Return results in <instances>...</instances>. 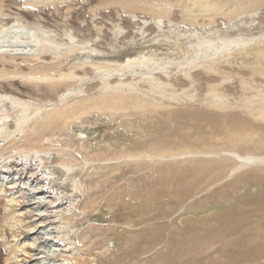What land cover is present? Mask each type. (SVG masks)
<instances>
[{"label": "rangeland", "instance_id": "374dc122", "mask_svg": "<svg viewBox=\"0 0 264 264\" xmlns=\"http://www.w3.org/2000/svg\"><path fill=\"white\" fill-rule=\"evenodd\" d=\"M7 27L0 264H264L235 160L264 158V0H0Z\"/></svg>", "mask_w": 264, "mask_h": 264}, {"label": "bare ground", "instance_id": "6f19581e", "mask_svg": "<svg viewBox=\"0 0 264 264\" xmlns=\"http://www.w3.org/2000/svg\"><path fill=\"white\" fill-rule=\"evenodd\" d=\"M15 29V28H14ZM8 30H9V27H7V28H4V29H2L1 31H0V39H4L5 37H6V35L8 34L7 32H8ZM51 51H48V53H50ZM55 56H56V54H55ZM54 56V57H55ZM56 60V59H55ZM59 60V59H58ZM35 63V62H34ZM57 63V62H56ZM15 64V63H14ZM64 64V63H63ZM49 65H51V64H49ZM61 65H62V63H57L56 64V66L53 64L52 66H54V67H52V68H45L47 65H45V67L44 68H39V69H42L41 71H43V70H45V71H52V73L54 74V71L55 70H58V69H60L61 68ZM21 66V65H20ZM44 66V64L42 65V67ZM65 66V65H64ZM83 66V65H82ZM75 67H80V65H78V66H75ZM21 69V68H20ZM37 69V68H36ZM62 69H63V67H62ZM29 70V69H28ZM33 70V69H32ZM35 70V69H34ZM74 70H76V71H78V68H74ZM35 72V71H34ZM51 75V74H50ZM49 75V76H50ZM48 76V75H47ZM56 80V79H55ZM58 81V80H57ZM53 83H54V81H53ZM52 83V84H53ZM60 83V82H59ZM56 84V83H55ZM54 84V85H55ZM62 85H63V83H62ZM53 86V85H52ZM57 87H59V85L57 86ZM47 95V94H46ZM14 104L15 105H17V106H20L22 109H25L26 108V104H24V103H21V102H18V101H14ZM71 115H72V113H69V111L67 112V111H65L64 112V114L62 115V117L61 118H63L62 120L63 121H65V120H67L68 118H70L71 117ZM60 118V119H61ZM56 119V118H55ZM52 122V121H51ZM234 158V157H233ZM235 160L241 165V167H244V166H247V165H249V161L250 162H254V163H256V164H263L264 163V158H261V159H256V158H245V159H242V160H238V158H235ZM12 189V188H11ZM86 241V240H85ZM89 247V246H88ZM75 257V256H74ZM88 257V256H87ZM92 258V257H91ZM95 258V257H94ZM85 259V258H84ZM72 264H83L82 263V260L80 259V258H78V257H75V258H73L72 260Z\"/></svg>", "mask_w": 264, "mask_h": 264}, {"label": "water", "instance_id": "95a60500", "mask_svg": "<svg viewBox=\"0 0 264 264\" xmlns=\"http://www.w3.org/2000/svg\"><path fill=\"white\" fill-rule=\"evenodd\" d=\"M263 193H264V187L258 186L257 187V194L262 195ZM250 196H254L251 192V188L248 186L244 187V193L242 194V198L250 197ZM218 208L222 211H227L228 205L220 204V205H218Z\"/></svg>", "mask_w": 264, "mask_h": 264}]
</instances>
